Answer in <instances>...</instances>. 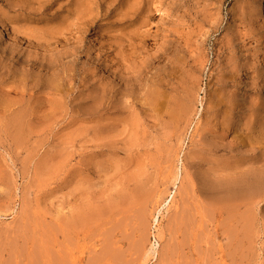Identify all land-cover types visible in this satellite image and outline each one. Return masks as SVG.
Segmentation results:
<instances>
[{"label":"rangeland","instance_id":"374dc122","mask_svg":"<svg viewBox=\"0 0 264 264\" xmlns=\"http://www.w3.org/2000/svg\"><path fill=\"white\" fill-rule=\"evenodd\" d=\"M243 98L264 122V0H0V264H264V201L197 191L261 166L218 140Z\"/></svg>","mask_w":264,"mask_h":264},{"label":"bare ground","instance_id":"6f19581e","mask_svg":"<svg viewBox=\"0 0 264 264\" xmlns=\"http://www.w3.org/2000/svg\"><path fill=\"white\" fill-rule=\"evenodd\" d=\"M169 52V49L166 50V53ZM235 70V69H234ZM235 73V72H234ZM231 76V75H230ZM217 80V79H216ZM232 82V81H231ZM157 83L158 85L161 86V80H157ZM196 83V82H195ZM233 92V91H232ZM249 94V93H248ZM218 96V95H217ZM182 97V96H181ZM190 98V97H188ZM220 99V98H218ZM190 100V99H189ZM217 100V99H216ZM243 100L245 101L244 102H241V104L239 103H234L232 101V99H229V103H226L225 105L227 106V108H229V111L231 113V115H227V114H223L222 115V121H219L218 123H216L220 128H221V131L222 133L221 134H217L218 135V140L220 139H225V136L229 137L230 134L232 133L234 136L233 137H239L240 134H251L253 137L255 136L256 138L261 136L262 133V128L264 126V122L262 121V119H259L258 121L253 120L252 124H246V120H245V125L247 126L246 129L245 128H242L241 125L239 124H234L233 122L230 123L229 121H231L234 116L237 117L239 116H242V114L244 113L245 109H246V106H247V103H248V98H243ZM215 101V100H214ZM242 101V100H241ZM251 101H254L253 98ZM217 105L214 106L216 108H220V100L218 102H216ZM255 103V102H254ZM246 105V106H245ZM256 109L259 110V108L257 107H254ZM248 110V109H246ZM189 108L187 107V102L186 100H179V101H176V104L174 106V109L172 111V115H173V118L175 120L176 123H178V121H181V119L189 114ZM228 113V112H227ZM239 113V114H238ZM251 113V112H250ZM189 115H187L186 117H188ZM251 118H252V115H251ZM250 118V120H251ZM213 123V121H212ZM215 126V125H214ZM213 126V127H214ZM260 129V131H258ZM212 130V129H211ZM246 130V131H245ZM249 132V133H248ZM258 133V134H257ZM227 134V135H226ZM231 134V135H232ZM241 138V137H240ZM249 138V137H248ZM256 138L253 140V142H251V156H250V159L252 160L253 162V165H261V166H255L257 171H255L253 174L251 173L250 177H248L246 180L242 179V182L243 184L240 182V184L237 186L236 183H225V184H221V185H216L214 184L213 186L209 185V184H205L201 187H198L197 188V191L198 193H200L203 197H205L206 199H209L213 206H214V212L217 214V213H221L222 211H224L226 209L225 205H227V203H231L230 201L233 202V200H247V201H250L252 203H255L257 201H264V149L261 148L260 146L257 145L258 142H256ZM259 138L257 140H259ZM239 139V138H238ZM243 139V138H242ZM241 139V140H242ZM240 140V139H239ZM240 140V141H241ZM241 144V143H240ZM213 151L215 152H220L222 150H225V151H228L229 153H233L235 151V147L233 146L232 142L229 143V146L228 144L225 145L223 144L222 142H215L214 143V147L212 148ZM241 167V165H238L236 163V166L233 165L232 163H226V165H224L223 167H221V171H228V170H235L236 169H239ZM178 175V174H177ZM179 180V175L177 176V178L175 177V185H177V182ZM185 182V177L183 176L182 177V181H181V186L182 184ZM179 183V182H178ZM186 184V183H185ZM185 186V185H184ZM191 186V185H190ZM221 187L223 189H221ZM178 188V186H177ZM186 189V187H185ZM189 189L187 190L186 193H189L188 192ZM182 192V191H181ZM184 192V191H183ZM220 192H223L225 193V197H222V196H219ZM225 202V203H224ZM211 204V203H210ZM251 205H254V204H251ZM101 212V211H100ZM161 212V211H159ZM88 214L91 213L92 214V211L91 212H87ZM86 213V218H88V214ZM97 213V212H96ZM99 213V211H98ZM97 213V215L99 216V214ZM82 214V213H81ZM80 214V215H81ZM91 214H89L91 216ZM160 214V213H159ZM78 215V214H77ZM85 215V214H84ZM95 215V212L93 214V216ZM104 215V214H103ZM75 218L76 216L73 215ZM83 216V214H82ZM79 217V216H78ZM82 218V217H81ZM159 218L160 217H155V222H157V224L159 223ZM72 219V218H70ZM85 219V218H83ZM91 219V218H90ZM68 220V224L69 226H71V223L72 220H70V224H69V219ZM65 220V221H67ZM77 220V219H76ZM64 221V220H63ZM79 221V220H78ZM82 221V220H81ZM76 222V221H75ZM64 223V222H63ZM77 223V222H76ZM82 223H84L82 221ZM81 223V224H82ZM86 224V223H85ZM78 225V224H77ZM146 225V223H145ZM180 225V224H179ZM187 225V224H186ZM62 226V225H61ZM67 226V225H66ZM65 226V227H66ZM74 225L72 224V227ZM82 226V225H81ZM63 227V231L64 228ZM74 227H78V226H74ZM90 227V226H89ZM68 228V227H67ZM72 229V228H71ZM172 229V228H171ZM62 230V229H61ZM73 230V229H72ZM62 231V232H63ZM66 232V231H65ZM69 232V231H68ZM74 233L76 231H73ZM72 233V231L70 232V234ZM74 233L72 234L74 236ZM173 233V232H172ZM69 234V233H68ZM146 234V233H145ZM64 236V235H63ZM145 236V235H144ZM143 236V237H144ZM70 238V237H69ZM146 239V238H145ZM149 240V238H148ZM136 241V240H135ZM145 242V241H144ZM132 243V242H131ZM134 245V244H133ZM138 245V244H137ZM140 246V244H139ZM155 246V245H154ZM136 247V246H135ZM132 248V247H131ZM136 249V248H135ZM144 249V248H143ZM137 250V249H136ZM152 250V251H151ZM149 252L146 253V256H149L150 254H155L156 250L154 249H150L148 250ZM134 252V251H133ZM132 252V253H133ZM138 252V251H137ZM135 253V252H134ZM140 253V252H139ZM133 255V254H132ZM141 255V254H140ZM131 258V256H130ZM125 262V261H124ZM130 262V261H129ZM123 264V263H122ZM128 264V263H127Z\"/></svg>","mask_w":264,"mask_h":264}]
</instances>
